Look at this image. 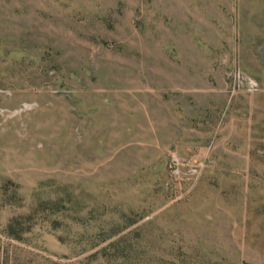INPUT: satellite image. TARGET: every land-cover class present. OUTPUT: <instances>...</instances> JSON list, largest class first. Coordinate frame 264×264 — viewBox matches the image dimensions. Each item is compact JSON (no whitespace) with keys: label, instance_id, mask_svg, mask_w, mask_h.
Wrapping results in <instances>:
<instances>
[{"label":"rangeland","instance_id":"374dc122","mask_svg":"<svg viewBox=\"0 0 264 264\" xmlns=\"http://www.w3.org/2000/svg\"><path fill=\"white\" fill-rule=\"evenodd\" d=\"M0 264H264V0H0Z\"/></svg>","mask_w":264,"mask_h":264},{"label":"trees","instance_id":"16d2710c","mask_svg":"<svg viewBox=\"0 0 264 264\" xmlns=\"http://www.w3.org/2000/svg\"><path fill=\"white\" fill-rule=\"evenodd\" d=\"M21 223L18 218H14L5 228L6 234L10 237H17L19 234L17 228Z\"/></svg>","mask_w":264,"mask_h":264}]
</instances>
